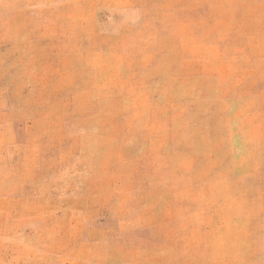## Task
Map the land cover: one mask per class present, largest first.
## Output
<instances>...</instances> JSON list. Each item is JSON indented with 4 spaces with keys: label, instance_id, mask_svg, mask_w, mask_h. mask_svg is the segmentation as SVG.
<instances>
[{
    "label": "rangeland",
    "instance_id": "374dc122",
    "mask_svg": "<svg viewBox=\"0 0 264 264\" xmlns=\"http://www.w3.org/2000/svg\"><path fill=\"white\" fill-rule=\"evenodd\" d=\"M0 264H264V0H0Z\"/></svg>",
    "mask_w": 264,
    "mask_h": 264
}]
</instances>
